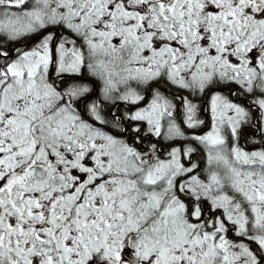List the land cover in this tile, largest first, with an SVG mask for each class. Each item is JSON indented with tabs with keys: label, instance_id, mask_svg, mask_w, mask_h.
<instances>
[{
	"label": "snow or ice",
	"instance_id": "6c2138e0",
	"mask_svg": "<svg viewBox=\"0 0 264 264\" xmlns=\"http://www.w3.org/2000/svg\"><path fill=\"white\" fill-rule=\"evenodd\" d=\"M0 264H264V0H0Z\"/></svg>",
	"mask_w": 264,
	"mask_h": 264
},
{
	"label": "rangeland",
	"instance_id": "374dc122",
	"mask_svg": "<svg viewBox=\"0 0 264 264\" xmlns=\"http://www.w3.org/2000/svg\"><path fill=\"white\" fill-rule=\"evenodd\" d=\"M204 115H206V114H204ZM201 118H204V116L202 115ZM199 155H200V154H199ZM201 155H202V156L200 157V159L202 160V165H201L200 167H201V169H203V167H204L205 165H204V160H203V158H202V157H203V153H202V152H201ZM194 159H195V158H194Z\"/></svg>",
	"mask_w": 264,
	"mask_h": 264
},
{
	"label": "trees",
	"instance_id": "16d2710c",
	"mask_svg": "<svg viewBox=\"0 0 264 264\" xmlns=\"http://www.w3.org/2000/svg\"><path fill=\"white\" fill-rule=\"evenodd\" d=\"M201 156H202V155H201V153H200L199 157L194 156V158H195V160H197V162H199V161L201 160V159H200Z\"/></svg>",
	"mask_w": 264,
	"mask_h": 264
}]
</instances>
